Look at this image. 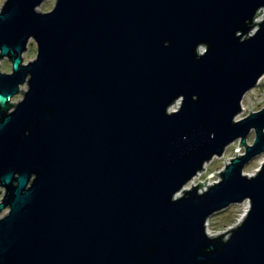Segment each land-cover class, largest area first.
Here are the masks:
<instances>
[{"label": "water", "instance_id": "1", "mask_svg": "<svg viewBox=\"0 0 264 264\" xmlns=\"http://www.w3.org/2000/svg\"><path fill=\"white\" fill-rule=\"evenodd\" d=\"M44 1L0 10V264H264V162L244 173L264 108L235 120L264 77V0Z\"/></svg>", "mask_w": 264, "mask_h": 264}, {"label": "rangeland", "instance_id": "2", "mask_svg": "<svg viewBox=\"0 0 264 264\" xmlns=\"http://www.w3.org/2000/svg\"><path fill=\"white\" fill-rule=\"evenodd\" d=\"M5 0H0V10L3 6V3ZM56 0H46L42 3V5L39 7V10L43 12H47L53 9L55 5ZM264 18V9L263 12L257 16L256 21H261ZM258 27L254 29V31ZM37 55V44L30 40V43L28 45V50L24 53V62L27 63L31 60H34ZM1 71L5 73H10L12 71V64L4 58L2 60V67ZM27 84H24L21 86V91L18 95L14 96L11 100L12 103H17L23 98V94L25 90H27ZM174 108H177L175 106ZM264 108V77L260 79L258 84L249 91L242 101V110L241 113L235 118V120H241L248 115H250L251 111L257 112ZM255 132L252 131L248 138L247 142L248 144H253L255 140ZM240 142L236 141L235 143H232L225 151V154L222 157H215L210 162L206 163L205 170H203L201 173H198L196 177H194L186 186H197L199 182L204 183L207 180V185L211 186L214 182H217L221 179L219 175H212L213 173H219L225 169V166L227 163H229L231 158L236 157V155L244 154L245 153V147L240 146ZM239 147V150L236 151ZM264 162V153L256 156L253 158L244 168V173L248 174L249 176H252L256 174V172L260 169L262 163ZM210 176V177H209ZM209 177V178H208ZM208 178V179H207ZM206 184L201 185V188H205L204 186H207ZM192 188V187H191ZM3 190L0 188V201L3 195ZM249 205L250 209V202L246 200L243 203L240 204H234L229 206L227 209L218 212L216 214H213L209 220L207 225V231L210 235H218L220 233H225L229 229L235 227L239 222L243 220V218L246 216L247 212L245 211L246 206ZM5 212V211H4Z\"/></svg>", "mask_w": 264, "mask_h": 264}, {"label": "built area", "instance_id": "3", "mask_svg": "<svg viewBox=\"0 0 264 264\" xmlns=\"http://www.w3.org/2000/svg\"><path fill=\"white\" fill-rule=\"evenodd\" d=\"M212 185V184H211ZM193 185H190V186H187V187H185L186 189H191V187H192ZM209 186H210V184H209ZM205 188H202V189H200V191L201 192H203V191H205V190H207L208 189V186H204Z\"/></svg>", "mask_w": 264, "mask_h": 264}, {"label": "bare ground", "instance_id": "4", "mask_svg": "<svg viewBox=\"0 0 264 264\" xmlns=\"http://www.w3.org/2000/svg\"><path fill=\"white\" fill-rule=\"evenodd\" d=\"M9 61V60H8ZM10 62V61H9ZM11 63V62H10ZM25 63V62H24ZM26 64V63H25ZM1 65H2V60H0V69H1ZM185 187H187V186H185ZM248 210H249V205H247L246 206V209H245V211L246 212H248Z\"/></svg>", "mask_w": 264, "mask_h": 264}, {"label": "trees", "instance_id": "5", "mask_svg": "<svg viewBox=\"0 0 264 264\" xmlns=\"http://www.w3.org/2000/svg\"><path fill=\"white\" fill-rule=\"evenodd\" d=\"M1 67H2V65H1Z\"/></svg>", "mask_w": 264, "mask_h": 264}]
</instances>
